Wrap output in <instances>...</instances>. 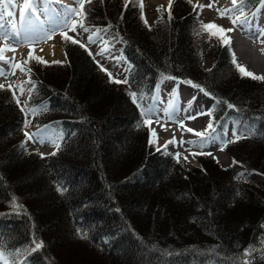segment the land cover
<instances>
[{
    "label": "trees",
    "instance_id": "16d2710c",
    "mask_svg": "<svg viewBox=\"0 0 264 264\" xmlns=\"http://www.w3.org/2000/svg\"><path fill=\"white\" fill-rule=\"evenodd\" d=\"M257 2L248 0L246 7ZM83 9L87 25L125 43L132 69L127 83L110 82L86 48L71 40H65V63L31 56L37 84L29 104L46 100L32 122L60 119L65 131L54 155L29 152L24 112L9 87L0 89V245L8 254L22 250L10 261L264 264V183L237 179L241 172L264 174V80L240 74L231 48L209 36L218 29L201 30L187 0H173L171 19L162 9L153 25L132 0L127 6L91 0ZM162 74L192 81L221 101L213 112L218 127L232 117L254 125V135L227 144L232 165L198 156L201 167L186 169L149 143L150 126L137 127L144 118L129 93L151 95ZM12 197L22 208L11 207ZM33 237L43 247L24 252ZM249 248L254 251L244 256Z\"/></svg>",
    "mask_w": 264,
    "mask_h": 264
},
{
    "label": "rangeland",
    "instance_id": "374dc122",
    "mask_svg": "<svg viewBox=\"0 0 264 264\" xmlns=\"http://www.w3.org/2000/svg\"><path fill=\"white\" fill-rule=\"evenodd\" d=\"M64 1V0H62ZM70 4V8H79V6L74 2V0H65ZM19 8H12L11 11H14L16 15L11 17L10 19H14L17 22L19 20V11L23 7V0H18ZM212 0H192L191 5L199 14L200 18L203 20L205 24H215L218 26H222L224 29H233L226 33V36L230 38V48L232 52L235 54L236 58V50L238 53L241 54L245 53L246 58H258L260 60H264V54L260 50L262 46H260V38L264 40V36L259 34V29H264V7L258 10L253 18L251 19L252 27L245 28L239 24H235L234 26L229 18L231 15L232 19H235L234 14H229L225 16H221L219 12L216 10L217 8L223 10L225 8H232L233 5L231 0H216L213 7L209 8L207 5L211 3ZM169 0H143V17L147 21V24L153 25L155 23L156 18L159 16L161 11H158V8L161 6H167ZM41 6L43 7V3L41 0ZM204 5L205 7L199 8L195 7V5ZM53 7L60 9L58 4H53ZM83 15H77L74 17L76 27V31H71V28H61L58 31L51 34V38H46L43 40H38L35 42H28L25 41L23 45L20 47V51H22V58L18 56H12L8 60H10L13 64L18 65L19 67L12 68L9 63L4 61H0V65L6 68V75L0 76V85L9 86L15 89L16 93L18 94L19 100L21 104L24 106L27 115L28 121L31 125L33 116L32 112L28 111L29 108H39L38 105L31 106L28 104L30 95L33 89L36 86V82L31 78V70L29 67L30 58L32 55L35 57H40L43 61H47V63H55L56 61L65 63L67 61L66 58V51H65V39L63 33H66L67 36L73 37L78 41L86 43L92 47L95 54H98L102 47H104V42H107V51L103 55H98V57L102 60L103 65L106 66L114 75V78H120L122 80L127 79V73L131 65L122 57V48L123 46L120 43L114 44L111 46V39L105 36L106 31H100L98 34L96 30L98 28L89 26L85 24L84 18L85 13L84 9H82ZM43 17V14L40 15ZM243 18V17H242ZM45 21V27H48L47 18L43 19ZM7 22V19L4 21ZM83 23V25L90 29V32H84L80 27L79 24ZM7 24V23H6ZM233 26V27H232ZM92 34L93 38H96V35L102 38L101 41L97 43H89L88 37ZM225 33H222L224 35ZM8 41H4L0 39V45L3 44H11L7 43ZM15 44V43H12ZM18 46V45H17ZM16 48V47H15ZM12 51H8L5 49L4 56H7ZM14 54V52H12ZM237 53V55H238ZM205 60H204V67L210 68L212 66V58L205 53ZM244 55L240 58L244 59ZM112 57H122L117 63V60L112 59ZM251 66L254 65L252 64ZM20 68L25 69V71H20ZM3 69V68H2ZM250 71V70H247ZM257 76H264L263 74H257L253 71H250ZM31 81L32 83H29ZM162 90L164 92V97L162 98V103H157V106L161 109L164 104L166 108H168V112L164 114H159V117H149L152 121L150 129L151 135L153 139L156 141L157 147H162L165 145L166 142L173 140L175 138L176 143H168L167 149L170 151H174L180 153V162L183 163L185 168H191L198 165V162L195 160L193 155L195 150H206L209 148L215 149L216 152H221L222 162L225 165H230L233 162V159L229 153L224 152V150H219L220 145L217 143H210L204 142L203 147H197L191 143H186L188 141H196L201 142L202 138H195V134H191L187 131L188 128H192L196 131H202L206 128L208 123H212L213 120V111L212 107L215 104L213 99H211L208 95L201 91L199 88H195L191 85H187L182 82H178L173 79H165L162 83ZM24 88V93L21 94L20 89ZM28 89H32L31 92ZM176 91L179 93V97L181 96V100H178L176 97ZM194 100V102L192 101ZM152 100L151 97H147L141 101L140 96L138 97V101L143 103V107H147ZM179 101V103H178ZM191 102V106L189 107V103ZM203 112L204 114H199ZM211 112V115L207 113ZM169 113H172L171 119L169 118ZM190 116H196V119H189ZM161 125L162 127L158 126ZM32 126V125H31ZM202 126V127H201ZM245 126V125H244ZM47 129L48 131L45 132V138L48 137L50 133L61 134L62 131H59L57 125L49 126L47 128L40 129L39 126H32L28 130L31 132L32 139H28L26 141L27 147L29 151H36L39 153H44L50 151L52 146H44L43 143L38 142L37 133L41 132L42 130ZM198 129V130H197ZM233 134V131H231ZM215 136H218L215 134ZM36 141V142H34ZM185 143H181V142ZM187 157V159H185ZM244 173L242 179L246 178L250 182L254 184H263L264 183V176L260 174H250L249 176ZM264 239V235L261 236L260 241ZM262 244V243H261ZM264 248V244H262L261 249Z\"/></svg>",
    "mask_w": 264,
    "mask_h": 264
},
{
    "label": "snow or ice",
    "instance_id": "6c2138e0",
    "mask_svg": "<svg viewBox=\"0 0 264 264\" xmlns=\"http://www.w3.org/2000/svg\"><path fill=\"white\" fill-rule=\"evenodd\" d=\"M74 2L79 6V8H70L66 5H60V9L57 10V8L53 7L52 5L54 3H59V0H42L43 7H39L41 0H23V7L19 11V24L16 23L14 19H10L11 17H14L16 13L14 11H11L12 8H19V2L18 0H0V39H3L4 41L12 40L14 43H23L25 41L28 42H35L38 40H43L46 38H51V34L58 31L61 28H71V31L75 32L76 27L74 26L75 21L74 17L77 15H83L82 9L84 7V4L90 3L91 0H74ZM171 2L172 0H169V10H168V19H171ZM188 3H192V0H187ZM216 0H212L211 3L207 5V7L211 8L213 7ZM261 7H264V0H258ZM129 3V0H124L125 6ZM133 4L139 5L141 11L143 10V0H132ZM231 3L233 5L232 8H225L223 10L217 8L216 10L219 12L221 16L234 14L235 19H232L231 15H229V18L231 19V22L235 25L239 22V24L245 28H251V19L249 16L245 13V7L247 6L248 0H231ZM195 7L203 8L204 5H195ZM163 9V6L158 8V11H161ZM44 14L47 18L48 27H45V21L40 19V15ZM255 15V14H253ZM243 17V18H242ZM142 19L143 16L141 17ZM5 19H7V25L5 24ZM147 23V21H144ZM79 27L86 33L90 32V29L85 27L83 23L79 24ZM211 28H217L218 32H209V36L211 35H217L218 39L226 46H230V38L226 35H219L222 33H226L229 31H232L233 29H224L222 26H218L215 24H203L201 23V30H209ZM100 31H106V29H97L96 33L98 34ZM259 34L261 36H264V29H259ZM65 40H71L74 44H79L80 42L78 40L72 39L71 37L67 36L66 33H63ZM102 38L96 35V38H93V35L90 34L88 37L89 43H97L98 41H101ZM261 43H264V40H261ZM104 47L101 48L98 55H103L108 49H107V42H104ZM81 47H85L84 44H80ZM8 51H15L14 48L8 47ZM5 48L0 47V61H4L6 63H9L12 68L19 67L16 64H13L10 60H6L4 56ZM262 52H264V49H261ZM91 54V53H90ZM38 62L41 63H47V61H43L40 57L35 58ZM112 59L117 60V63L119 62L122 57H112ZM56 63H59L56 61ZM232 63L236 67V69L240 72L242 76H248L253 79L257 80H264V76H257L254 73L247 71L246 68L239 63H237L235 54H232ZM20 71H25V69L20 68ZM106 71V70H105ZM6 73L4 69L0 68V76H5ZM110 77V82H113L111 79L112 74L108 73ZM163 76V74H162ZM166 79H174L173 77H164ZM120 82V81H116ZM124 83H127V80L123 81ZM29 83H32L29 81ZM185 83L191 84L195 88H200V85L193 84L192 81H185ZM4 85H0V89H2ZM9 88H11V85H9ZM21 94L24 93V88L21 87L20 89ZM29 92L32 91V89H28ZM201 91H204L201 89ZM206 95H211L210 93H205ZM15 98V93H13ZM129 95L132 96L133 101H136V93L130 92ZM141 101L145 99V94L141 93L140 95ZM215 99V98H214ZM158 100V97H153V103L149 104L146 108L143 107L141 104H138L137 106L141 110V115L144 119L140 123L137 124V127H139L142 123H149V120L147 118L149 117H159L160 112L162 109H160L155 101ZM16 102L19 104V100L16 99ZM221 101L217 100V103H220ZM227 104V101H223ZM191 106V102L189 103V107ZM229 108H233L234 106L231 104L227 105ZM24 111V108L21 109ZM46 110V106L42 105L39 108H29L28 111L32 112L33 114ZM167 111V110H163ZM212 111H215V105L212 107ZM199 114H204L203 112ZM208 115H211V112L207 113ZM172 113H169V118L171 119ZM189 119H196V116H190ZM29 122L25 121V128L28 127ZM211 130V131H209ZM48 130H42L41 132L37 133L38 142L44 143L45 142V132ZM188 132H193L196 136L201 137V142L196 141H188L186 143H191L197 147H203L204 142H210V143H217L220 145L219 150H224V147L227 146V144L238 141L241 137L251 136L255 134V127L252 124H249L245 126L243 129L239 127V123L236 122V129L233 131L232 137L229 139L227 138V130L226 128L222 131L221 136H215L216 129L213 127V124L210 122L206 126V128L202 131H196L192 128L187 129ZM25 135L28 139H32V135L25 132ZM62 138L61 134L56 133H50L47 137L48 142L51 143L53 146H55L57 149L59 148V144L57 143V140ZM36 142V141H34ZM149 143H153V141H149ZM172 143L175 144V138L173 140L168 141L163 146L166 152L167 144ZM185 143V142H181ZM23 147V145H21ZM157 151H160V148H157ZM55 153H53L54 155ZM211 154V153H207ZM43 156V154H41ZM180 153L175 154V158L177 161H179ZM187 159V157H185ZM244 173H238L237 179L243 178ZM59 191H64V189L60 188V186H57ZM11 207L14 209H20L22 208V205L18 204L16 201V197H12V204ZM262 228H264V225H261ZM77 233L81 235V238H87L86 233H82L80 229H77ZM262 244H264V239L261 241ZM43 247V242L39 241L37 242L35 237H33L32 240V246L28 249L23 250L24 252H34L38 251ZM254 251V249L249 248L245 251L244 256H249ZM262 253H264V249L261 250ZM22 254V250H17L15 253L8 254L4 251L3 245H0V264H27V260H12L9 261L8 257L9 255H15L20 256ZM241 264H249V261L242 259Z\"/></svg>",
    "mask_w": 264,
    "mask_h": 264
},
{
    "label": "bare ground",
    "instance_id": "6f19581e",
    "mask_svg": "<svg viewBox=\"0 0 264 264\" xmlns=\"http://www.w3.org/2000/svg\"><path fill=\"white\" fill-rule=\"evenodd\" d=\"M20 5H21V3H20ZM233 24V23H232ZM234 25V24H233ZM234 26H236V25H234ZM233 27V26H232ZM261 40H263L262 38H260V46H262L261 48H260V50L261 49H264V43H261ZM24 43V42H23ZM23 43H16V44H12L11 45V48H14L15 49V51H12V52H14L15 54H17V55H19L18 57L19 58H22V51H20L21 49V45H23ZM18 45V46H17ZM4 46V44L3 45H0V47H3ZM16 47V48H15ZM8 48V47H7ZM6 48V49H7ZM237 53H238V50H236V61H237V63H239L240 65H242V66H244L245 68H246V70H250V71H253V72H255V73H257V74H263L264 73V60H260V59H258V58H249V60L246 58V56H245V53H244V51H243V53L241 54V52L240 53H238V55H237ZM263 54H264V52H262ZM242 55H244L245 56V58L244 59H241L240 57L242 56ZM254 65V68H253V66H251V65ZM192 101L194 102V100L192 99ZM192 101H190V102H192ZM160 103H162V100L160 101ZM162 109V111H161V114H164V113H166V112H168V108H166V105L164 104V106L161 108ZM163 110H167V111H163ZM158 126H160V127H162L161 125H158ZM202 127V126H201ZM198 130V129H197ZM191 134H194L193 132H190Z\"/></svg>",
    "mask_w": 264,
    "mask_h": 264
}]
</instances>
